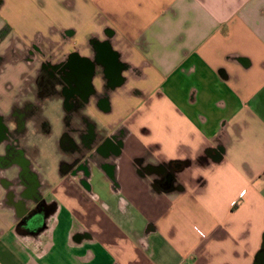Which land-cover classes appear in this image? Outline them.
Instances as JSON below:
<instances>
[{
	"label": "crops",
	"instance_id": "0c3cea01",
	"mask_svg": "<svg viewBox=\"0 0 264 264\" xmlns=\"http://www.w3.org/2000/svg\"><path fill=\"white\" fill-rule=\"evenodd\" d=\"M3 29L2 113L33 81L39 59L22 57L33 48L53 61L113 53L117 81L72 119L77 174L60 167L74 153L59 100L46 125L30 123L49 209L41 228L20 226L38 192L1 170L0 264H253L264 244V0H0Z\"/></svg>",
	"mask_w": 264,
	"mask_h": 264
},
{
	"label": "flooded vegetation",
	"instance_id": "af4514ba",
	"mask_svg": "<svg viewBox=\"0 0 264 264\" xmlns=\"http://www.w3.org/2000/svg\"><path fill=\"white\" fill-rule=\"evenodd\" d=\"M35 56L38 57L39 62L34 70L33 81L19 87L6 113L0 111V180L1 170L13 167L16 171V180L31 183L28 187L30 190L35 189L38 196L35 195L36 193L33 194L34 205L25 206V215L18 220V224L39 229L45 223L49 206L41 197L39 198L41 189L45 188L46 183L38 181V173L34 169L36 148L32 144H27L32 137L29 135L30 123L31 126L32 123L38 124L41 128L46 125L47 120L41 116L43 110L46 109L47 104L59 100L66 114L64 123L68 127L63 138L67 142L64 148L74 153V157L61 160L60 167L71 174H77L81 166L76 162L82 153L70 138V132L78 131L77 124L72 119L81 116L83 110L89 106L90 97L97 96L98 103L103 105L113 84L117 81V75L114 64L116 55L107 51L98 53L91 59L81 58L77 53H68L54 61L50 59L51 55L42 53L39 48H33L29 53L22 55L24 59L30 61ZM97 67L102 69L106 79L101 97L96 93L95 87L88 83V79L95 74ZM120 67H125V64H121ZM91 127L95 128V123H91ZM93 130L90 136L91 143L99 138L95 129ZM109 141L110 138L105 140V142ZM257 263L264 264V244Z\"/></svg>",
	"mask_w": 264,
	"mask_h": 264
},
{
	"label": "water",
	"instance_id": "95a60500",
	"mask_svg": "<svg viewBox=\"0 0 264 264\" xmlns=\"http://www.w3.org/2000/svg\"><path fill=\"white\" fill-rule=\"evenodd\" d=\"M88 83H91V76H90V78L88 79ZM258 256H259V254L256 255V257H255V259H254V261H253V264H258V263H257Z\"/></svg>",
	"mask_w": 264,
	"mask_h": 264
},
{
	"label": "trees",
	"instance_id": "16d2710c",
	"mask_svg": "<svg viewBox=\"0 0 264 264\" xmlns=\"http://www.w3.org/2000/svg\"><path fill=\"white\" fill-rule=\"evenodd\" d=\"M5 33H6V32H5V29L1 30V32H0V38H2V37L4 36Z\"/></svg>",
	"mask_w": 264,
	"mask_h": 264
}]
</instances>
